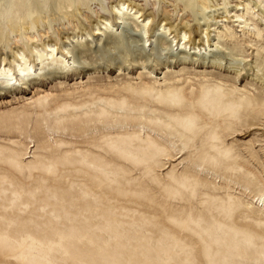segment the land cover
I'll return each mask as SVG.
<instances>
[{
    "label": "rangeland",
    "instance_id": "obj_1",
    "mask_svg": "<svg viewBox=\"0 0 264 264\" xmlns=\"http://www.w3.org/2000/svg\"><path fill=\"white\" fill-rule=\"evenodd\" d=\"M92 1L71 0L96 19ZM96 1L106 14L112 0ZM152 1L132 2L199 27ZM66 4L0 0V58L26 26L58 41L76 22ZM224 19L223 62L113 32L74 46L64 73L1 79L0 264H264V23Z\"/></svg>",
    "mask_w": 264,
    "mask_h": 264
},
{
    "label": "bare ground",
    "instance_id": "obj_2",
    "mask_svg": "<svg viewBox=\"0 0 264 264\" xmlns=\"http://www.w3.org/2000/svg\"><path fill=\"white\" fill-rule=\"evenodd\" d=\"M132 1L133 0H112V2L106 4L102 3L103 8L108 12L99 16V11L102 13L100 9L101 2L93 0L90 3V6L97 9V11L94 10V12H97V18L94 19L92 17L89 18L87 12L80 6L73 4L71 0H64V2L67 3L65 8L72 9L70 13L65 12V14L76 19V22L71 24V29H68L67 22L64 26L67 30H64L63 27L57 29V37H59L58 41L55 39H48L49 36L45 23L43 30L36 28L31 31L28 26H26L24 27V33L18 34V30L14 32L16 35L13 36V55L9 58V61H7L8 58L6 55H4L3 58H0V81L1 79H4L6 81L4 83L7 87H14L17 86V84H20L23 78L32 79L44 72L57 70V72L64 73L65 70L74 68L81 61L77 56V53L74 51V46L93 44L94 41H101L103 37H106L113 32H119L123 35L120 40L124 43L123 45L127 47H130L133 44V38H138V41L143 44L139 51L144 53L146 48H151L152 52L154 49L160 53L169 52V55L175 50L177 54L187 52L186 54L188 56L192 55L193 57H199L201 59L205 58L207 54H210L212 60L221 62L224 54L219 51L220 43L219 41H215V39L219 38L218 34L221 31V27L223 26L226 28L224 18L232 19V21L227 23H236L237 25L235 26L242 30V32L245 29L249 32L250 26H253L251 29L256 27H254L253 24H250L251 18L256 19L261 24L264 23V0H244L243 2H236V0H169L171 1V4H168V6L176 17L183 12L187 17L198 22L199 27L194 28L193 30L191 28H186L190 26L189 24H186L183 27L173 26L171 21L167 18L170 15L168 11H163L162 17L156 15L153 10L146 14L147 12L144 8L135 6ZM223 1H225V6L224 8H220V6L223 5ZM161 2L165 4V0H162ZM232 2L235 3L234 6L228 8L229 4ZM157 3L156 0H153L150 5L153 8ZM49 4L50 3L46 2L41 4L42 13L46 14L51 11ZM164 4L162 5L165 6ZM212 9H214V11H211ZM222 9L225 10L221 14L225 13L229 15V17H219L220 20L218 21V17H214V13L219 12L220 10L222 11ZM207 10H210V12ZM206 11L210 14L212 13V16H209V13L206 14ZM82 18L86 21H83ZM232 26L234 27V25ZM36 27L38 26L36 25ZM75 30L80 31V35L77 33L73 34V31ZM225 30H223V32ZM134 32L137 33V36L134 35ZM22 35L25 36V40H23L24 45L18 47L19 44L17 42V37ZM257 36L258 35H256V37ZM231 37L232 36H230V38ZM235 47L236 46H234V48ZM231 49L232 48L229 50ZM110 50H112V48H110ZM144 53H140L138 57L142 58ZM225 57H227V55ZM228 57H230V55ZM233 60L238 61L237 59H234V57ZM83 63L86 64V62ZM255 202L264 208V194L262 197L255 200Z\"/></svg>",
    "mask_w": 264,
    "mask_h": 264
}]
</instances>
